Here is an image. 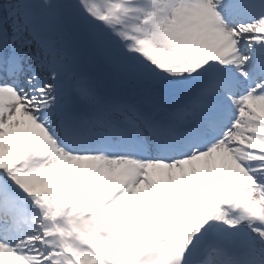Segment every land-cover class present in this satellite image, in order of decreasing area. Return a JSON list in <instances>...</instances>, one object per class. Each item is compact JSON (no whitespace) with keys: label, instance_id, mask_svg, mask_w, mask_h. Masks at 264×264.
Segmentation results:
<instances>
[{"label":"snow or ice","instance_id":"6c2138e0","mask_svg":"<svg viewBox=\"0 0 264 264\" xmlns=\"http://www.w3.org/2000/svg\"><path fill=\"white\" fill-rule=\"evenodd\" d=\"M0 264H264V0H0Z\"/></svg>","mask_w":264,"mask_h":264}]
</instances>
